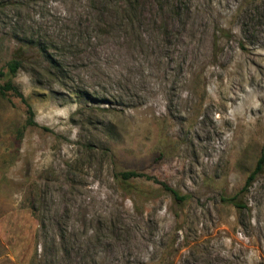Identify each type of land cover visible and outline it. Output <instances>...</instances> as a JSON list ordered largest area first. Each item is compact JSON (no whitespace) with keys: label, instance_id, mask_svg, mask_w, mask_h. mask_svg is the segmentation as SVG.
<instances>
[{"label":"rangeland","instance_id":"obj_1","mask_svg":"<svg viewBox=\"0 0 264 264\" xmlns=\"http://www.w3.org/2000/svg\"><path fill=\"white\" fill-rule=\"evenodd\" d=\"M14 58L0 264H264V0H0Z\"/></svg>","mask_w":264,"mask_h":264},{"label":"trees","instance_id":"obj_2","mask_svg":"<svg viewBox=\"0 0 264 264\" xmlns=\"http://www.w3.org/2000/svg\"><path fill=\"white\" fill-rule=\"evenodd\" d=\"M44 53V52H43ZM21 54V53H19ZM18 54V55H19ZM17 55V56H18ZM44 58L45 55H44ZM56 64V61H54ZM25 62L22 59H18V58H14L12 61H10L7 64V69L8 71L5 72L3 70L0 69V94L4 97H6V95L8 93H13L16 97H18L19 99L22 100V102H24L25 104H27L23 94L18 90V88L14 85L13 83V78L17 75V73L23 68ZM3 79H8L4 84H1V81ZM27 108H28V124L29 125H34V113L32 111V108L30 105L27 104ZM262 168L261 163L258 165L257 167V172L260 171V169ZM119 177L121 178V180H123L124 182H130L133 180H137V179H147V180H153L154 182H156L157 184L161 185L166 191H169L173 194V196L175 197V199L179 202L184 201L185 197L180 196L175 190L171 189L167 184L163 183V182H159L156 179L149 177L147 175H145L144 173H140L137 171H124L121 172ZM255 177V173L252 174V176L249 177L247 183H246V190L247 188L251 185V182L253 181ZM225 201L228 200L229 203L231 204H235L238 208H243L237 201L236 198H229V199H223Z\"/></svg>","mask_w":264,"mask_h":264}]
</instances>
